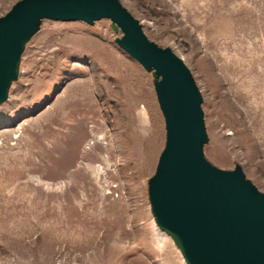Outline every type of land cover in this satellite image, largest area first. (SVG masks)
Listing matches in <instances>:
<instances>
[{
  "label": "rangeland",
  "instance_id": "1",
  "mask_svg": "<svg viewBox=\"0 0 264 264\" xmlns=\"http://www.w3.org/2000/svg\"><path fill=\"white\" fill-rule=\"evenodd\" d=\"M120 1L192 71L206 158L264 193V0ZM121 35L45 20L26 45L0 105V264H186L149 200L166 143L154 78Z\"/></svg>",
  "mask_w": 264,
  "mask_h": 264
},
{
  "label": "water",
  "instance_id": "2",
  "mask_svg": "<svg viewBox=\"0 0 264 264\" xmlns=\"http://www.w3.org/2000/svg\"><path fill=\"white\" fill-rule=\"evenodd\" d=\"M109 19L116 44L153 75L166 129L149 179L151 211L186 264H264V193L240 164L221 169L205 156L202 93L192 71L161 47L120 0H19L0 17V105L17 81L22 55L45 20L93 26Z\"/></svg>",
  "mask_w": 264,
  "mask_h": 264
},
{
  "label": "bare ground",
  "instance_id": "3",
  "mask_svg": "<svg viewBox=\"0 0 264 264\" xmlns=\"http://www.w3.org/2000/svg\"><path fill=\"white\" fill-rule=\"evenodd\" d=\"M159 231V239H160V242H165L164 240L167 238V234L158 230ZM163 244V243H162Z\"/></svg>",
  "mask_w": 264,
  "mask_h": 264
}]
</instances>
